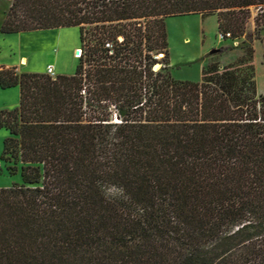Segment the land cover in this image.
<instances>
[{
    "label": "trees",
    "instance_id": "1",
    "mask_svg": "<svg viewBox=\"0 0 264 264\" xmlns=\"http://www.w3.org/2000/svg\"><path fill=\"white\" fill-rule=\"evenodd\" d=\"M252 11L264 25V0H12L0 33L78 27L84 45L71 75L0 68L21 178L0 188V264H264V94L234 67L153 70L166 18L236 39Z\"/></svg>",
    "mask_w": 264,
    "mask_h": 264
},
{
    "label": "rangeland",
    "instance_id": "2",
    "mask_svg": "<svg viewBox=\"0 0 264 264\" xmlns=\"http://www.w3.org/2000/svg\"><path fill=\"white\" fill-rule=\"evenodd\" d=\"M12 0H0V24ZM255 11L245 25L244 34L236 39L220 38L215 16L202 19L191 14L169 17L164 21L168 52L173 56L171 69L163 57L153 66L154 71L171 74L175 80L192 81L199 72L200 64H215L223 68L234 67L243 74H250L256 95L264 94V25L256 28ZM78 27L40 30L17 34L0 33V68L15 67L16 72L40 73L50 63L57 61L62 72L74 73L78 64L75 48L80 44ZM120 40V38H119ZM212 50L217 52L211 53ZM163 54V53H159ZM156 54H154L155 56ZM27 60L26 65L21 59ZM164 63L165 67H161ZM157 65V67H156ZM19 101L18 87L0 88V110L13 109ZM8 132L0 129V188L21 182L19 167L15 175L7 169L11 163L1 159L3 141Z\"/></svg>",
    "mask_w": 264,
    "mask_h": 264
},
{
    "label": "crops",
    "instance_id": "3",
    "mask_svg": "<svg viewBox=\"0 0 264 264\" xmlns=\"http://www.w3.org/2000/svg\"><path fill=\"white\" fill-rule=\"evenodd\" d=\"M166 19H168V18H166ZM166 19H165V21H166ZM59 29H64V28H59ZM77 49V47L75 48V50ZM172 60H173V56H172V54L169 52V70L171 69L170 67V65H172ZM47 64H49V65H53L54 66V69H55V74L56 75H71V73L70 74H67V73H65V72H62L61 70H60V67H59V64H58V62L57 61H54V62H50V63H47ZM206 64H200V67H199V72H198V75H197V77L195 78V79H193L192 81H200V79H201V72H202V69H203V67L205 66ZM40 73H45V69H43V71L42 72H40ZM73 74V73H72Z\"/></svg>",
    "mask_w": 264,
    "mask_h": 264
},
{
    "label": "built area",
    "instance_id": "4",
    "mask_svg": "<svg viewBox=\"0 0 264 264\" xmlns=\"http://www.w3.org/2000/svg\"><path fill=\"white\" fill-rule=\"evenodd\" d=\"M229 35L227 34L226 35V37H228ZM219 37L222 39L223 38V36L222 35H220L219 34ZM78 51V53H77V58H80L81 57V55H82V50L81 49H79V50H77ZM163 57V54H159V53H157L155 56H154V59L155 60H160L161 58ZM45 74L46 75H48V76H50V77H55L56 76V74H55V69H54V66L53 65H47L46 67H45Z\"/></svg>",
    "mask_w": 264,
    "mask_h": 264
},
{
    "label": "bare ground",
    "instance_id": "5",
    "mask_svg": "<svg viewBox=\"0 0 264 264\" xmlns=\"http://www.w3.org/2000/svg\"><path fill=\"white\" fill-rule=\"evenodd\" d=\"M77 50H79V49H76V56H77V53H78V51ZM26 62H27V60L26 59H24V58H22L21 59V64H25L26 65Z\"/></svg>",
    "mask_w": 264,
    "mask_h": 264
},
{
    "label": "water",
    "instance_id": "6",
    "mask_svg": "<svg viewBox=\"0 0 264 264\" xmlns=\"http://www.w3.org/2000/svg\"><path fill=\"white\" fill-rule=\"evenodd\" d=\"M214 52H217V50H212V51H211V53H214ZM156 67H157V65H156Z\"/></svg>",
    "mask_w": 264,
    "mask_h": 264
}]
</instances>
